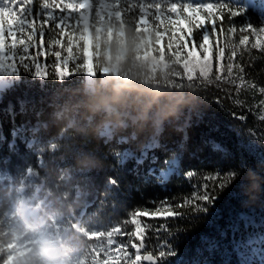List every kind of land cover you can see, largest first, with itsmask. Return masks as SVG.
Masks as SVG:
<instances>
[{
  "label": "trees",
  "instance_id": "1",
  "mask_svg": "<svg viewBox=\"0 0 264 264\" xmlns=\"http://www.w3.org/2000/svg\"><path fill=\"white\" fill-rule=\"evenodd\" d=\"M100 2L96 0L97 4ZM234 2L243 4L248 0ZM41 3L42 0H33V15L42 11ZM255 5L249 3L245 19L259 28L264 26V7L260 6V0H255ZM121 8H125L124 3ZM138 15L136 9L125 11L126 20L135 19ZM242 19L237 18L238 28ZM217 26V32L210 41L213 60L207 79L201 78L197 71L194 79L188 80L182 64L171 62L173 57L167 48V38L163 41L172 77L169 86L190 89L191 96L195 98L191 110L186 111L179 121L167 124L155 137L144 133L138 137H124L111 142L92 141L86 146H78L85 151H94L103 161V166L91 173L96 189L92 207L103 220L100 230H110L111 226L119 225L125 232H130L133 226L124 221L130 220L131 211L137 207L151 208V201L165 198L174 204H183L193 195L202 194L203 184L208 183V190L212 191L224 175L232 171L237 173V177L224 189L215 188L214 194L218 199L214 205H207V213L196 212L192 204H186L176 209L184 213L182 216L168 220H145L146 224L159 227V232H146L145 248L141 255L154 250L158 242L170 239L177 252L171 258L175 264H241L235 250L237 243L247 240L249 236L264 235V93L259 91L264 86V48H251L256 40L255 35H249L247 45H240L242 33L239 30L235 33L228 31L227 15L224 30L220 31V21H217ZM183 27L187 37V29ZM202 31L193 27L192 37H188V48H192V39L195 38L196 50L201 56L203 52L199 49V36ZM50 36L60 38L50 29H45L43 48L30 50V57L35 56L37 51L43 53L36 56V60L42 66L47 65L50 78L40 80L30 73H23L21 69V78L0 93V174L11 176L17 183L28 167L42 174L48 167L64 169L73 164L70 155L64 158L62 151L53 153L49 150V142H56V129L53 127L47 132L40 130L45 119L46 102L52 93L62 90L65 84H75L83 78L73 75L71 80L63 83L56 80L52 74L55 58L51 53L60 49L51 45ZM260 38L264 40V34ZM63 39L66 44L67 37ZM220 47L225 49L223 60L218 57ZM233 49L236 51L235 57L232 56ZM62 55L66 53L62 52ZM28 62L31 63V60ZM241 67L244 72H240ZM241 76L244 77L243 83ZM253 84L255 87H252ZM21 128L23 132L14 137L13 132ZM33 129L38 130L33 132ZM33 139L37 143L29 148L28 142ZM13 142L14 147L11 146ZM150 144L154 146L149 147ZM217 145L219 148L215 147ZM125 152L131 155L123 158ZM173 159L178 160L176 171L164 184L157 183L155 176L161 170H167L166 162ZM151 170L155 171L149 175ZM189 171L194 173L192 177L186 175ZM217 174L220 178L206 179ZM109 177L116 178L118 186L109 188ZM4 184L9 182L0 185ZM116 239L127 242L130 237L118 236ZM3 240L14 243L7 235ZM86 243L90 245L96 242H86L84 237L81 256ZM128 251L132 253L134 250L129 247Z\"/></svg>",
  "mask_w": 264,
  "mask_h": 264
},
{
  "label": "snow or ice",
  "instance_id": "2",
  "mask_svg": "<svg viewBox=\"0 0 264 264\" xmlns=\"http://www.w3.org/2000/svg\"><path fill=\"white\" fill-rule=\"evenodd\" d=\"M122 3L125 4L124 9L121 8ZM249 3L256 6L255 0H248L243 4L234 2V0H214V2H206V0H191V2L187 0L185 2H180V0H110V2L101 0L99 4L96 0H42L40 4L42 11L33 15V0H0V93L11 88L21 78V69L23 73H30L40 80L50 78L47 65L42 66L36 60V56L43 53L37 51L35 56L30 57V50L43 48L45 29H50L60 37H49L51 45L60 49L51 53L55 58L52 74L60 83L71 80L73 75L95 76L98 69L104 73L109 72L108 66L101 67V59L107 64H112L111 45L116 43L121 47L126 46L124 29L130 24L138 37L136 58L146 63L153 74L170 68L163 44L164 39L167 38V48L173 57L171 62L182 64L187 79L193 80L197 71L201 78L207 79L212 71L211 36L217 32V21H220V31L224 30L225 15L228 17V31L235 33L239 30L242 33L239 39L240 45H247L249 35H255L256 40L251 48H264V40L260 38V35L264 34V26L258 28L250 20L245 19ZM260 6L264 7V0H260ZM132 9L138 10L139 15L135 19L126 20L125 11ZM41 16L42 19H40ZM238 17L243 18L239 21V28ZM185 22L190 26L187 29V37L183 27ZM192 27L203 29L199 36L201 41L199 49L203 52V56L196 50L195 38L192 39V48H188V37H192ZM69 28L71 31H68ZM245 32L249 34H243ZM64 37H67L66 44ZM62 52L66 55H62ZM224 56L225 49L220 47L218 57L223 60ZM232 56H236L234 49ZM122 58V56L117 57V63ZM29 60L31 63L28 62ZM94 60L95 63H93ZM240 72H244V68L241 67ZM240 79L243 83L244 77L241 76ZM252 87L255 85L253 84ZM259 91L264 93V86L260 87ZM20 107L23 110V103ZM239 118L244 119V117ZM22 132V128L17 129L13 132V136ZM36 143L35 139L30 140L28 147L32 148ZM11 146L14 147V142ZM153 146L149 145V147ZM48 147L53 153L58 150L55 142L50 141ZM215 147L219 148L218 145ZM130 155L129 152H125L123 158ZM166 163H168L167 170H161L159 175L155 176L159 184H164L178 167V160L173 159ZM41 166H43V161H41ZM154 171L151 170L149 175H152ZM38 174L39 172L33 167H28L19 183L28 182ZM186 175L192 177L194 173L189 171ZM236 177L235 171L229 172L222 177L218 185L213 187L212 191L208 190V183L203 184L202 194L193 195L191 200H185L183 204H174L165 198L151 201L153 205L151 208L137 207L131 211L130 220L124 221L133 226L130 232H125L119 225L111 226L110 230L90 227L85 240L96 243L90 245L86 243L79 264H175L171 258L175 257L177 252L170 239L162 243L158 242L154 250L141 255L142 249L145 248L146 232L149 230L157 234L159 232V227H152L146 224L145 220H168L182 216L184 213L176 209L186 204H192L196 212L207 213L209 210L207 205H214L215 200L218 199L214 194L215 188L224 189ZM218 178H220L219 174L206 179ZM5 181L9 184L17 183L11 176L0 174V184ZM108 186L109 188L118 186V180L109 177ZM34 190L37 193L41 192L43 185L35 186ZM5 235L6 232L0 231V264H13V250L16 245L4 242ZM118 236H128L130 239L127 242L118 241L116 239ZM129 247L134 250L132 253H129ZM235 250L241 264H264V235L249 236L247 240L237 243ZM102 255L103 259H101Z\"/></svg>",
  "mask_w": 264,
  "mask_h": 264
},
{
  "label": "clouds",
  "instance_id": "3",
  "mask_svg": "<svg viewBox=\"0 0 264 264\" xmlns=\"http://www.w3.org/2000/svg\"><path fill=\"white\" fill-rule=\"evenodd\" d=\"M124 31L126 46L111 45L109 72L98 69L95 76L65 84L46 102L40 130L56 129L55 144L64 158L71 156L72 166L48 167L23 184L0 185V230L16 245L13 264H79L89 228L103 225L92 207L91 178L103 161L78 146L144 133L155 137L192 108L190 89L169 86L170 69L153 74L137 60V33L131 25ZM105 63L101 59V67ZM37 185H43L39 193Z\"/></svg>",
  "mask_w": 264,
  "mask_h": 264
},
{
  "label": "rangeland",
  "instance_id": "4",
  "mask_svg": "<svg viewBox=\"0 0 264 264\" xmlns=\"http://www.w3.org/2000/svg\"><path fill=\"white\" fill-rule=\"evenodd\" d=\"M202 19V18H201ZM184 26L186 27V29H188V27H190L187 22H185ZM193 28V27H192Z\"/></svg>",
  "mask_w": 264,
  "mask_h": 264
}]
</instances>
